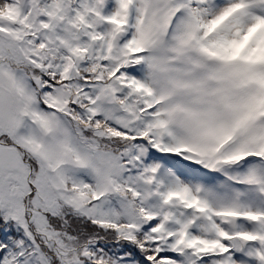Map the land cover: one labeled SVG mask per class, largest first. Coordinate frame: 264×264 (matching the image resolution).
<instances>
[{
  "label": "snow or ice",
  "instance_id": "6c2138e0",
  "mask_svg": "<svg viewBox=\"0 0 264 264\" xmlns=\"http://www.w3.org/2000/svg\"><path fill=\"white\" fill-rule=\"evenodd\" d=\"M0 264H264V0H0Z\"/></svg>",
  "mask_w": 264,
  "mask_h": 264
}]
</instances>
